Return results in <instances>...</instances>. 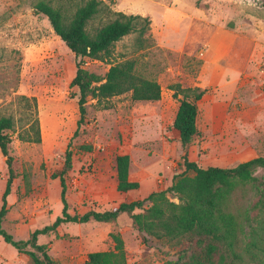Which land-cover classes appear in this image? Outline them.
Wrapping results in <instances>:
<instances>
[{
  "label": "rangeland",
  "instance_id": "374dc122",
  "mask_svg": "<svg viewBox=\"0 0 264 264\" xmlns=\"http://www.w3.org/2000/svg\"><path fill=\"white\" fill-rule=\"evenodd\" d=\"M39 1L0 0V117L11 116L16 123L11 146L16 178L3 228L15 240H27L31 232L62 215L59 176L68 151L73 167L65 175L66 197L72 215L113 210L137 200L142 192L147 196L166 189L174 175L184 171L185 153L204 168L264 156V0H114V10L148 17L150 30L143 38L133 33L118 42L110 61L90 60L85 67L105 77L111 63L134 60L141 75L160 83L162 98L134 102L125 94L111 99L108 109L89 99L85 123L75 138L79 93L71 82L77 60L48 18L35 13ZM173 8L185 15L170 28L164 13ZM105 17L96 18L91 27L100 26ZM216 35L217 52L234 40L221 63L206 59ZM171 42H178L179 48ZM203 70L207 73L202 80ZM234 71L233 77L229 75ZM175 84L185 88L202 84L207 89L199 103V134L187 150L173 128L180 105L170 89ZM23 96L38 101L39 144L18 137L36 117ZM118 155H130V176L141 181L139 193L118 192ZM6 160L0 151V209L9 178ZM257 201L249 185L232 196L229 209L241 222L246 214H255ZM111 233L122 235L129 264L178 259L177 249L138 232L128 214L111 223L63 224L41 236L39 243L49 246L57 264H84L90 253L114 247ZM249 233L247 227L239 231L240 251L248 261ZM0 244L9 246L4 256L18 251L1 236Z\"/></svg>",
  "mask_w": 264,
  "mask_h": 264
},
{
  "label": "trees",
  "instance_id": "16d2710c",
  "mask_svg": "<svg viewBox=\"0 0 264 264\" xmlns=\"http://www.w3.org/2000/svg\"><path fill=\"white\" fill-rule=\"evenodd\" d=\"M41 0L34 6L36 14L45 15L55 33L75 55L76 75L72 88L79 93L80 119L73 138L80 133L87 115L89 99L96 105L110 108L111 99L130 94L134 102H157L162 98V86L154 79L141 75L134 60L111 63L105 77L90 72L88 61L108 62L112 59L115 45L125 37L138 33L143 38L150 30L151 20L141 15H128L113 8L114 0ZM106 16L98 27H91L98 17ZM174 97L180 105L173 123L182 147L187 150L198 136L199 103L207 90L201 87L172 85ZM22 101L34 110L35 119L23 132L21 141L41 143V125L36 98L23 96ZM32 120V119H31ZM16 123L11 116L0 117V151L7 158L9 170L7 186L0 209V236L4 241L27 255L31 264H57L47 244L39 238L54 233L68 223L85 224L90 221L111 223L122 214L131 216L133 227L140 233L153 236L178 250V259L168 264H264V156L228 167H202L183 156L184 171L174 175L166 189L150 193L146 198L123 202L109 211H88L83 215L69 213L66 197L68 186L65 175L73 165V156L66 153L65 169L60 174L62 187V215L52 225L31 232L27 240H15L3 228L9 212L8 197L13 188L16 173L13 167L12 134ZM91 151V147H86ZM130 155L116 157V171L120 193L140 189V183L130 179ZM251 185L258 196L255 214H246L240 222L229 209L232 196ZM247 227L250 242L246 248L249 261L240 251L239 231ZM114 247L106 251L90 253L84 264H129L125 241L120 233H111Z\"/></svg>",
  "mask_w": 264,
  "mask_h": 264
},
{
  "label": "crops",
  "instance_id": "0c3cea01",
  "mask_svg": "<svg viewBox=\"0 0 264 264\" xmlns=\"http://www.w3.org/2000/svg\"><path fill=\"white\" fill-rule=\"evenodd\" d=\"M184 15H185V13L183 11L178 10V9H174V8L173 9H167L166 12L164 13V20H165V22H167L168 27L171 28L174 26V24H176V22L178 23L180 20H183ZM176 33H177V35L178 34L181 35L179 33V31H177ZM179 35H178V39H179ZM217 41H218V37L216 35L213 37V39L210 42L209 47L206 51V59L208 61H212L213 59L217 58V59H219L218 63H221V62L225 61V59L227 57L226 54L228 53V51H230L232 49V45H233L234 40H230V42L225 44L223 46L222 50H220L219 52H217V48H216L217 47V45H216ZM171 43H173V45H172L173 47L179 48V46H180L178 42H171ZM206 73H207L206 70H203L202 74L200 76V79L203 80ZM228 73H229V75H232V77H233L234 74L237 72L234 71V72H231V73L228 72ZM201 86H203V85L200 84L197 87H201ZM201 88H203V87H201ZM203 89H206V88H203ZM130 179H131V176H130ZM137 182L140 183V189L136 190V191H131L132 193H139V191L141 190V181L138 180ZM123 194H126V193H123ZM140 195L141 196L137 200L144 199L148 196V195L145 196V192H142V194H140ZM134 201H136V200H134ZM10 213H11V209L9 207V212H8L7 216H9ZM8 250H9V246H2L0 244V264H28L29 262H31L30 258L27 255H25L23 253H19L18 251H17V253L11 252L9 257L4 256V254H6Z\"/></svg>",
  "mask_w": 264,
  "mask_h": 264
}]
</instances>
